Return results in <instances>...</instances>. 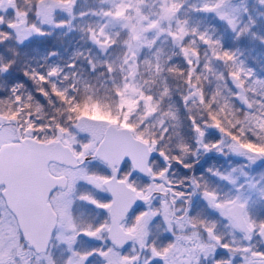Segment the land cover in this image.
Instances as JSON below:
<instances>
[{
	"label": "snow or ice",
	"instance_id": "6c2138e0",
	"mask_svg": "<svg viewBox=\"0 0 264 264\" xmlns=\"http://www.w3.org/2000/svg\"><path fill=\"white\" fill-rule=\"evenodd\" d=\"M0 264H264V0H0Z\"/></svg>",
	"mask_w": 264,
	"mask_h": 264
}]
</instances>
